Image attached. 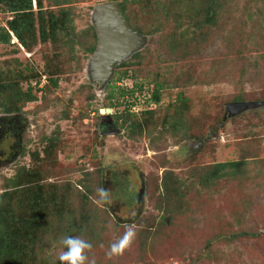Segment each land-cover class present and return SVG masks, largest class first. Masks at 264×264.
<instances>
[{"label":"rangeland","instance_id":"1","mask_svg":"<svg viewBox=\"0 0 264 264\" xmlns=\"http://www.w3.org/2000/svg\"><path fill=\"white\" fill-rule=\"evenodd\" d=\"M107 1L41 0L44 11L69 13L58 38L40 42L36 29L27 49L9 31L10 42L0 44V83H18L20 91L30 85L35 96L0 105V118L23 116L15 121L22 129L12 163H0L1 212L9 217L23 207L7 197L22 169L41 176L46 196L56 186L86 197L73 196L61 220L48 210L29 237L26 264H61L66 236L91 243L85 264H264V106L225 113L237 96L264 101V0H211L217 20L208 28H197L202 0H126L129 22L146 41L100 88L88 77L97 46L91 14ZM12 16L0 5V28ZM136 85L146 97L161 85L158 103L138 99V111L154 110L141 131L118 118L121 89ZM110 102L119 103L109 115L120 132L104 135L99 110ZM48 138L56 145L45 154ZM227 162L237 164L215 172ZM114 173L135 186L142 181L141 199L118 190L116 198L104 182ZM128 228L131 243L108 255Z\"/></svg>","mask_w":264,"mask_h":264},{"label":"trees","instance_id":"2","mask_svg":"<svg viewBox=\"0 0 264 264\" xmlns=\"http://www.w3.org/2000/svg\"><path fill=\"white\" fill-rule=\"evenodd\" d=\"M61 1L63 0H53L56 4H61ZM202 1L205 3L203 20L197 24V28H208L209 25L211 26L212 24H215L217 20V11L212 6L211 0ZM35 3L37 5V11L34 13L32 11V0H0V5H3L6 10L13 15L12 18L6 22L7 29L0 28V44L10 42L11 34L9 31H11L13 36L18 40V44L27 49L37 41L36 29L38 31V39L40 42H45L47 40L54 42L58 38V32L65 29L66 25L70 22L69 13L61 8H52L44 11L41 6V0H35ZM126 3V0L120 1L121 8L129 21L126 14ZM198 14L199 13H195L196 16ZM35 24L37 25V28H35ZM88 50H90V52L93 51L92 48H89ZM120 65H123V63ZM48 72L51 73V71ZM121 79L123 78H120L119 80ZM38 82L39 81L36 83ZM55 82V80L50 81L51 84H55ZM159 88H161V85H159V87L156 85V87L150 91L151 95L147 96L150 99L144 96V94H136V90L140 93L143 92L140 91L142 89L141 85H136L134 89H121L119 96L126 97L125 100L122 101L123 110L118 115V118L121 119L122 126H127L131 131H141L143 126L150 124L151 119H153L154 116L153 109H140L137 112H132L130 111V108L134 105L142 106V103L139 102L140 97H146V100L153 101H149V103L144 102L146 105L158 103ZM111 96V94L108 95V97ZM34 98L35 96L30 89V85L27 86L25 91H20L18 83H0V105H21ZM177 100L179 101L180 97H178ZM241 100L243 99L239 96L233 99V101ZM118 104L119 103L117 102H110L109 107L114 108ZM115 114L117 115V113ZM45 141L46 149L43 151L45 154L51 153L47 149L55 147L56 142L54 141V138H48V140L45 139ZM235 164L237 163H217L215 165V172H220L222 169L234 166ZM38 176L40 175L33 173L30 170L22 169V171H18L15 174L14 178L9 180L10 186L13 189L11 192L7 193L8 199L11 200L14 198L15 202H20L24 209L21 208L18 213H12L9 217L3 215L0 209V264H26L24 259L25 252L31 250V246H29V244H31L29 237L35 235L34 233L37 231L42 220L44 221L46 214L48 216V210L51 208L53 214L61 220L64 212L73 209V196L84 198V194L77 195L69 189L65 190L56 186L51 187L48 192L49 196H46L40 192V188L36 183V181L40 179Z\"/></svg>","mask_w":264,"mask_h":264},{"label":"water","instance_id":"3","mask_svg":"<svg viewBox=\"0 0 264 264\" xmlns=\"http://www.w3.org/2000/svg\"><path fill=\"white\" fill-rule=\"evenodd\" d=\"M91 20L96 31L97 46L88 59V77L94 87L104 88L112 78L116 66L141 49L146 38L132 28L121 8L120 1L95 4ZM263 106L264 101H234L226 104L225 113L227 116H232ZM105 109L104 116L101 114V109L99 110L100 125H112L109 115L112 109ZM118 132L120 129H115L111 134ZM199 143L202 144L203 141Z\"/></svg>","mask_w":264,"mask_h":264},{"label":"flooded vegetation","instance_id":"4","mask_svg":"<svg viewBox=\"0 0 264 264\" xmlns=\"http://www.w3.org/2000/svg\"><path fill=\"white\" fill-rule=\"evenodd\" d=\"M3 118V119H2ZM0 118V163L1 161H5V164H9L10 158L17 150V144L19 143V131L22 129L20 128V125H17L15 121H19L17 118H20V120L23 119V116H15L13 115H6ZM99 129L103 133L111 134L115 129L116 125L112 121V125L110 124H103L99 126ZM12 163V162H11ZM106 179V180H105ZM104 182L110 184L111 189H113L112 194L118 198L117 192H125L129 196L131 193L134 192L133 197L135 200H140L142 195V188L143 183L140 182L141 186H135L136 184H133L129 179L128 175L125 177L124 175H120V173H114L110 175L108 178L105 177ZM130 184L134 186L133 190L130 189ZM129 185V187H128ZM137 188V189H136ZM118 190V191H117ZM131 192V193H130ZM127 199V197H126ZM124 205H127L126 203Z\"/></svg>","mask_w":264,"mask_h":264},{"label":"clouds","instance_id":"5","mask_svg":"<svg viewBox=\"0 0 264 264\" xmlns=\"http://www.w3.org/2000/svg\"><path fill=\"white\" fill-rule=\"evenodd\" d=\"M105 111V108L101 109V114L103 115ZM130 111H132L131 108ZM105 134L112 135L108 133ZM134 236V230L132 228H128L121 240L118 243L111 245L108 255L118 254L122 252L124 247L131 243ZM61 244L64 248H66V251H62L59 255V260L61 261V264H85V261L88 259V257L85 255V252L86 250H90L92 247L90 242L79 237L66 236L61 240Z\"/></svg>","mask_w":264,"mask_h":264},{"label":"built area","instance_id":"6","mask_svg":"<svg viewBox=\"0 0 264 264\" xmlns=\"http://www.w3.org/2000/svg\"><path fill=\"white\" fill-rule=\"evenodd\" d=\"M137 106H138V105H134V106H132V107H131V110L134 111V112H137V111H138V109H137L138 107H137Z\"/></svg>","mask_w":264,"mask_h":264}]
</instances>
